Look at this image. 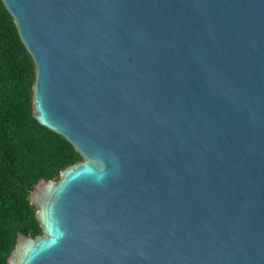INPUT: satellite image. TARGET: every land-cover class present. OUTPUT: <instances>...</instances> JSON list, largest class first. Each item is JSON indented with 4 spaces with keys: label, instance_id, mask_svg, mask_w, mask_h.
Segmentation results:
<instances>
[{
    "label": "water",
    "instance_id": "obj_1",
    "mask_svg": "<svg viewBox=\"0 0 264 264\" xmlns=\"http://www.w3.org/2000/svg\"><path fill=\"white\" fill-rule=\"evenodd\" d=\"M1 2L81 157L7 264H264V0Z\"/></svg>",
    "mask_w": 264,
    "mask_h": 264
},
{
    "label": "trees",
    "instance_id": "obj_2",
    "mask_svg": "<svg viewBox=\"0 0 264 264\" xmlns=\"http://www.w3.org/2000/svg\"><path fill=\"white\" fill-rule=\"evenodd\" d=\"M35 68L0 0V264H7L19 232L42 235L30 191L57 182L80 155L33 116Z\"/></svg>",
    "mask_w": 264,
    "mask_h": 264
}]
</instances>
